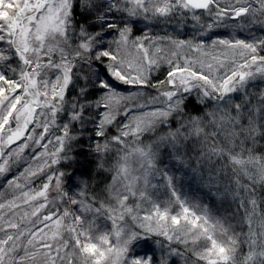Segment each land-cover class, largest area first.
Listing matches in <instances>:
<instances>
[{"label": "snow or ice", "instance_id": "6c2138e0", "mask_svg": "<svg viewBox=\"0 0 264 264\" xmlns=\"http://www.w3.org/2000/svg\"><path fill=\"white\" fill-rule=\"evenodd\" d=\"M140 20L197 31L132 38ZM253 25L264 32V0H0V264H152L136 254L149 244L160 264H264V89L249 91L264 83V37L204 39ZM81 140L110 174L103 199L55 167ZM26 150L35 166L11 175ZM165 155L232 211L183 193Z\"/></svg>", "mask_w": 264, "mask_h": 264}, {"label": "trees", "instance_id": "16d2710c", "mask_svg": "<svg viewBox=\"0 0 264 264\" xmlns=\"http://www.w3.org/2000/svg\"><path fill=\"white\" fill-rule=\"evenodd\" d=\"M174 23H175L174 25L176 27H179V21L178 20H175ZM164 24H165L164 22L140 20L139 22L133 24V35L135 37H137V36L143 35L146 32H148L150 35H157L155 28L158 29L160 25L163 26ZM164 27L165 26H163L161 28V32L163 31ZM193 35H195V34H193ZM232 35H235L239 38L248 39V38H251V36H253V35L258 36V37H264V32H262L260 27L257 25H253L251 29L246 30V31L236 30L235 33H233V30L230 28L229 29L221 28V29H216L211 33H208L207 36L204 37V39L205 40H209V39L211 40L212 38H215L217 36H219V37H230ZM153 37H155V36H153ZM196 38L200 39V37H198V36ZM166 75H167V70L162 68L158 72H156V74L155 73L152 74V76H151L152 82L155 83L157 81L164 80ZM256 86L258 87L259 84L253 85V87H256ZM261 88L264 89V83H263V87L261 85ZM235 99L238 100L236 102H239L241 99L240 95L237 94ZM202 109H203V111H202ZM187 112L190 115H199L200 113L204 112V107H201L200 105H198L196 103L195 98L193 97L188 102ZM173 127H176V125H173ZM162 131H167V129L166 128L162 129ZM153 137H154V135L151 136V138H153ZM260 143H261V145H264V139H262L260 141ZM81 145H83V148H77L72 153H70V159L65 160L66 164H65L63 169L68 170V171H72V175L74 174L76 177L82 178L83 180H87L89 192L92 194H95L98 198L103 199L104 197H106V194L104 192V187L110 180V174H108L104 171H101L97 168L96 161L99 159V157H97V155L95 153L91 152L90 155L86 154L87 151L85 149L88 148V144H85V142L83 140H81ZM257 150L260 152H264V147H259ZM189 155H194V153H192L190 151ZM167 157H169V156L165 155L164 159H166ZM169 159H170V157H169ZM111 162H112V160H111V156H110V161L108 164H111ZM180 167H182L180 170L185 175H190L189 169L185 168L183 165H180ZM177 175H178V171H177ZM183 178H184L185 182H188V185L190 184L191 190L189 189L188 196L193 198L194 197L193 181L190 179L189 176H186ZM189 179H190V181H188ZM177 187H179V186L177 185ZM197 187H198L197 191L200 190L201 194L203 195V198L206 200V204H209L213 209L216 208V210L218 211V212L216 211L217 213L221 214L220 210L223 208H226V209H229L230 211H232V206H230L227 202L221 204V202L217 201L215 199V197L210 196L208 194V191L203 189L202 186L197 184ZM194 189H195V187H194ZM259 195L264 196V189L259 190ZM177 248L180 251H184V248L182 245L177 244ZM146 249H147V251H149V253H151V250L149 247H147ZM188 255H190V253ZM182 261L183 260L180 257L173 258V264H180V263H182Z\"/></svg>", "mask_w": 264, "mask_h": 264}, {"label": "rangeland", "instance_id": "374dc122", "mask_svg": "<svg viewBox=\"0 0 264 264\" xmlns=\"http://www.w3.org/2000/svg\"><path fill=\"white\" fill-rule=\"evenodd\" d=\"M174 21L172 23H170V24L165 23L163 25L165 27H164L162 32H161V28L163 26L162 25H160V26L158 25L159 28L158 29L155 28V31H156L157 35H151V36H155V37L173 36L174 38H180V39H189V38H192L193 36H195L193 34H196L197 30L192 27V21L191 20L187 21V24L185 26H183V27H181V26L176 27L174 25L175 24ZM143 35H141V36H143ZM114 36H115L114 32L110 33L108 35L107 39L111 40V39H113ZM132 38H135V36L133 35V25H132ZM206 41L210 42V39L206 40ZM162 46H164V47H166V48H168L170 50V46H168L166 42ZM113 47H115V45H113ZM192 55H195V54H192ZM162 68L166 69L167 71L169 70L168 65L166 63L161 62V67L158 70L154 69L152 71V74H154V73L156 74V72H158ZM152 74H151V76H152ZM256 84H259V86L258 87L257 86L253 87V85H250L249 91L259 92L260 90H262L261 85L263 87V83L257 81L254 85H256ZM117 87L123 92H129V91H135L136 90L132 86H125V85H120V84H117ZM166 89H167V86L165 85L164 88L161 89V90H166ZM146 91L149 94H151V95H155L156 94V90L155 89H147ZM195 95H196V93H193V97H195ZM235 97H236V95H235ZM240 98H241V96H240ZM235 100L238 101L237 99H235ZM207 107L211 108V104H208ZM202 111H203V109H202ZM39 131H40V129H37V132H39ZM111 134H115V133L112 132ZM151 136H153V134H146L143 137L144 141L148 142L149 140H152L155 137V135H154L153 138H151ZM90 153L91 152H89V151L86 152L87 155H90ZM31 156H32V151L31 150H26L25 153H24L25 160L21 161L18 165H16L14 167L13 172L11 173V175H16L18 172L22 171L23 168L26 167L27 164L30 163V162L33 163V166H35V162L31 161ZM110 156L111 155H109L108 157H105V159L107 160V163H109V161H110ZM64 161L65 160L61 161V163L59 165L55 166V167L58 168L60 171H63L65 173L69 174V175H66L64 177V186H65L66 189H70L72 192H76L78 190V185H79L80 181L82 180V178L76 177L74 174L72 175V171L64 170L63 168H64V166L66 164V161L65 162ZM165 163L168 164L169 168L171 169V173L174 174L177 177L176 183L179 186L178 188L183 193H186L188 195L189 189L191 190V187H190V184L188 185V182H185L183 177H186V176L190 177L191 174L190 175H185L180 170L182 168V167H180V164H178L176 161L172 160L171 158L169 159V157H167L165 159ZM217 163H219V161ZM177 171H178V175H177ZM45 179L46 178L43 175L37 177L33 181V186L35 188H39L45 182ZM188 181H190V179ZM154 182H156V181H154ZM160 182L162 183V181H160ZM5 183H6V180L4 178H0V186H3ZM194 187H195V189H194ZM197 189H198L197 183L193 181V190H194L193 191V194H194L193 198L195 200H197L198 202L202 203V204H206V200L203 198V195L201 194L200 190L197 191ZM203 189L207 190L206 188H203ZM161 191L163 192L164 190L162 189ZM164 198L165 197L162 195L161 199H164ZM190 198H192V197H190ZM72 207H75V206H72ZM214 210H216V208ZM220 211H221V214H227V213L231 212L229 209H226V208H223ZM217 214H220V213H217ZM89 219H90V217H89ZM99 223L101 225V228L103 229V226H104V224L106 222L102 220ZM107 223H108V226L110 228V222H107ZM231 223L236 224V220L231 221ZM235 231H237V232L241 231L240 227H236ZM244 231H247V227L244 228ZM94 235H95V233H94ZM160 239L162 240L163 243L167 244V241H165L164 238L161 237ZM147 247L150 248L151 253H149V251H147V249H146ZM172 247L177 248V244L173 243ZM243 250L246 252L247 251V247L245 246ZM136 254L140 255V256H149L150 255L152 257V264H160V259L159 258L161 256H163V252L160 250L159 247H153L150 244L149 245H144V246L140 247L139 249H137ZM190 256H191V254L189 255V257ZM180 264H184V261H182V263H180Z\"/></svg>", "mask_w": 264, "mask_h": 264}]
</instances>
